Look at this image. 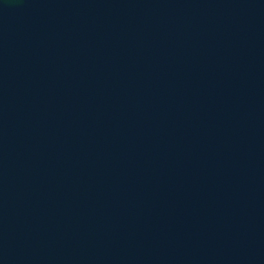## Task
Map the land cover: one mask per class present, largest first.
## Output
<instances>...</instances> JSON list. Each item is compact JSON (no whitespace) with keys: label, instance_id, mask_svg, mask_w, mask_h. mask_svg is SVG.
Listing matches in <instances>:
<instances>
[{"label":"water","instance_id":"obj_1","mask_svg":"<svg viewBox=\"0 0 264 264\" xmlns=\"http://www.w3.org/2000/svg\"><path fill=\"white\" fill-rule=\"evenodd\" d=\"M0 264H264V0H0Z\"/></svg>","mask_w":264,"mask_h":264}]
</instances>
